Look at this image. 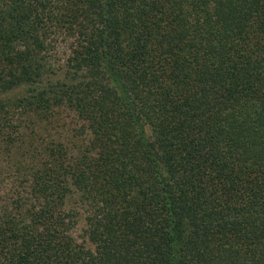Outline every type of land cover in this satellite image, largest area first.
Returning <instances> with one entry per match:
<instances>
[{
  "label": "trees",
  "instance_id": "obj_1",
  "mask_svg": "<svg viewBox=\"0 0 264 264\" xmlns=\"http://www.w3.org/2000/svg\"><path fill=\"white\" fill-rule=\"evenodd\" d=\"M0 264H264V0H0Z\"/></svg>",
  "mask_w": 264,
  "mask_h": 264
},
{
  "label": "rangeland",
  "instance_id": "obj_2",
  "mask_svg": "<svg viewBox=\"0 0 264 264\" xmlns=\"http://www.w3.org/2000/svg\"><path fill=\"white\" fill-rule=\"evenodd\" d=\"M18 90V89H16ZM83 228H84V221L81 215L77 216L75 225L72 228V234L74 237L81 241L82 243L89 245V242L86 240L84 233H83Z\"/></svg>",
  "mask_w": 264,
  "mask_h": 264
}]
</instances>
